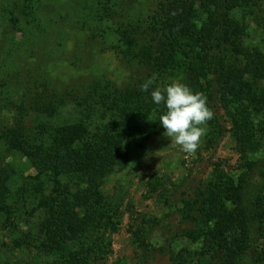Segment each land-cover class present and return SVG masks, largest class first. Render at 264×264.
Returning <instances> with one entry per match:
<instances>
[{"label":"trees","instance_id":"16d2710c","mask_svg":"<svg viewBox=\"0 0 264 264\" xmlns=\"http://www.w3.org/2000/svg\"><path fill=\"white\" fill-rule=\"evenodd\" d=\"M73 3L77 13L56 0H0V117L12 114L0 119V216L11 245L55 258L46 264H90L100 255L96 236L119 222L104 183L128 166V140L148 124L164 130L163 105L153 103L151 88L140 90L155 74L153 87L180 81L207 101L217 96L241 161L236 174L217 164L209 180L169 196L177 223L153 219L136 234L139 248L148 257L169 255L172 264H264V47L247 42L239 18L254 16L264 30V0ZM70 22L88 46L108 35L116 40L139 68L137 78L125 86L102 78L85 91L62 87L50 68L65 43L56 36L66 38ZM83 58L80 49L67 61L81 69ZM208 123L218 125L215 118ZM15 154L29 161L35 177L7 161ZM42 177L48 193L33 198L28 186L34 180L42 187ZM159 226L165 230L158 246ZM177 242L186 245L175 252Z\"/></svg>","mask_w":264,"mask_h":264},{"label":"rangeland","instance_id":"374dc122","mask_svg":"<svg viewBox=\"0 0 264 264\" xmlns=\"http://www.w3.org/2000/svg\"><path fill=\"white\" fill-rule=\"evenodd\" d=\"M56 1L62 9L69 7L77 13L78 5L73 3L74 0ZM52 10L53 8L48 6L46 14H51L54 11ZM239 18L248 28L247 42L250 45L264 47L262 42L264 30L257 27L254 16H247L244 19L240 14ZM66 30V38L61 39V35L56 36L61 42L65 40V43L64 47L59 49L56 61L50 68L52 77L62 87L78 86V90L85 91L87 85L102 78L112 79L125 86L130 79H135L140 74L139 68L120 53L116 40L110 35L103 41L88 46L86 36L81 32L78 24L70 22ZM3 35L4 24L0 23V42ZM80 49L84 54V64L81 69L74 68L73 64L67 61V56L72 60ZM208 106L213 110L218 125L211 126L207 123L206 134L202 137L200 147L195 154L183 152L179 146L171 143V139L164 134L165 130L154 129L152 124H148L143 133L128 140V166L111 175L102 187L105 196L116 204L118 226L107 234H101V237L96 236L101 242L100 255L90 264H172L169 255L157 253L150 257L144 256L139 248L136 234L148 229L153 219H163L165 224H176L177 219L171 214L174 212L172 207L177 203L169 202L168 197L174 195L179 198L183 193L191 192L198 185L209 180L217 164L230 174H236L240 168V155L229 131L230 124L217 96L214 101H208ZM2 116L0 119L5 122L12 118V114L7 112ZM14 159L7 158V161L18 164L24 177L37 175L29 161L23 159L20 154H15ZM42 182L45 185L41 187L36 181L31 180L28 188L33 198L38 197L42 191L48 193L47 178L42 177ZM2 223L3 219L0 216L2 264L54 262V257L37 255L34 250L27 247L12 246V238L8 231L6 233L2 229ZM22 226L26 225L22 223ZM164 230L161 226L155 229L158 246L163 244L160 235L161 232L164 234ZM184 245L186 244L182 242L175 243L174 251L177 252Z\"/></svg>","mask_w":264,"mask_h":264},{"label":"clouds","instance_id":"9594fccd","mask_svg":"<svg viewBox=\"0 0 264 264\" xmlns=\"http://www.w3.org/2000/svg\"><path fill=\"white\" fill-rule=\"evenodd\" d=\"M157 76L153 74L141 85L142 92L151 88V99L155 105H163L165 111L159 115V123L171 143L188 154H195L206 134V125L214 118L202 92H194L180 81L156 86Z\"/></svg>","mask_w":264,"mask_h":264}]
</instances>
